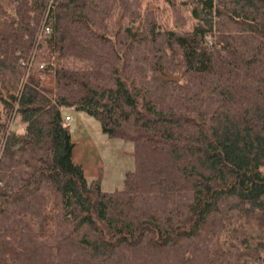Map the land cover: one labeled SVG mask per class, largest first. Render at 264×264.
Masks as SVG:
<instances>
[{
    "label": "trees",
    "instance_id": "16d2710c",
    "mask_svg": "<svg viewBox=\"0 0 264 264\" xmlns=\"http://www.w3.org/2000/svg\"><path fill=\"white\" fill-rule=\"evenodd\" d=\"M66 108L132 143L120 189ZM0 264H264V0H0Z\"/></svg>",
    "mask_w": 264,
    "mask_h": 264
},
{
    "label": "rangeland",
    "instance_id": "374dc122",
    "mask_svg": "<svg viewBox=\"0 0 264 264\" xmlns=\"http://www.w3.org/2000/svg\"><path fill=\"white\" fill-rule=\"evenodd\" d=\"M37 59L41 58L37 57ZM71 67H80V64L72 62ZM29 74V81L35 82L37 75L33 65ZM64 114L70 117L68 125L74 143L71 159L81 165L86 180L99 178V185L103 191L120 189L125 172L132 170L134 166L132 143L128 140L108 137L101 131L97 120L82 111L66 108L63 110ZM9 125L13 128L14 123L10 122Z\"/></svg>",
    "mask_w": 264,
    "mask_h": 264
},
{
    "label": "built area",
    "instance_id": "2783aa9c",
    "mask_svg": "<svg viewBox=\"0 0 264 264\" xmlns=\"http://www.w3.org/2000/svg\"><path fill=\"white\" fill-rule=\"evenodd\" d=\"M48 31H49V27L45 25L44 23H42L40 30L38 32V37L44 33H47ZM32 65L37 75L35 77V82H30L28 79L30 76L29 72H30V68L32 67ZM43 67L44 65L42 62H34L32 58H30L28 61H26L25 79L29 81L31 84H34L37 89H39L40 91L44 92L45 94L49 96L50 95L49 93L52 90V82H51L52 80H51V76L44 71ZM63 121L66 124H69L70 122L69 116L64 115Z\"/></svg>",
    "mask_w": 264,
    "mask_h": 264
},
{
    "label": "water",
    "instance_id": "95a60500",
    "mask_svg": "<svg viewBox=\"0 0 264 264\" xmlns=\"http://www.w3.org/2000/svg\"><path fill=\"white\" fill-rule=\"evenodd\" d=\"M179 77H180V73L177 74V75L170 76L169 78H170L171 80L177 81V80L179 79Z\"/></svg>",
    "mask_w": 264,
    "mask_h": 264
},
{
    "label": "crops",
    "instance_id": "0c3cea01",
    "mask_svg": "<svg viewBox=\"0 0 264 264\" xmlns=\"http://www.w3.org/2000/svg\"><path fill=\"white\" fill-rule=\"evenodd\" d=\"M64 115H67V114H64ZM69 116V115H68ZM70 118V117H69Z\"/></svg>",
    "mask_w": 264,
    "mask_h": 264
}]
</instances>
